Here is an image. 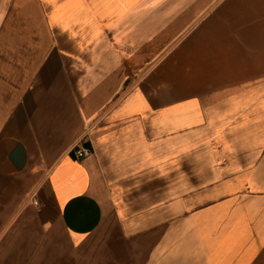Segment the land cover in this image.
Returning <instances> with one entry per match:
<instances>
[{"label":"crops","instance_id":"1","mask_svg":"<svg viewBox=\"0 0 264 264\" xmlns=\"http://www.w3.org/2000/svg\"><path fill=\"white\" fill-rule=\"evenodd\" d=\"M0 264H264V0H0Z\"/></svg>","mask_w":264,"mask_h":264},{"label":"built area","instance_id":"2","mask_svg":"<svg viewBox=\"0 0 264 264\" xmlns=\"http://www.w3.org/2000/svg\"><path fill=\"white\" fill-rule=\"evenodd\" d=\"M73 153L75 154L76 157L79 159L87 158L89 157L92 153L89 149L84 148L82 145L78 144L75 148H73ZM32 202L35 206H39V200L37 198V195L32 196Z\"/></svg>","mask_w":264,"mask_h":264}]
</instances>
